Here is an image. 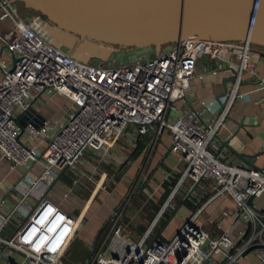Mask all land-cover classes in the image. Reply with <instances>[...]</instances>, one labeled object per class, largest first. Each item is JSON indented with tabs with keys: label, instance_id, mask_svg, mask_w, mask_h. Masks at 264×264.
<instances>
[{
	"label": "built area",
	"instance_id": "1",
	"mask_svg": "<svg viewBox=\"0 0 264 264\" xmlns=\"http://www.w3.org/2000/svg\"><path fill=\"white\" fill-rule=\"evenodd\" d=\"M0 11V20L12 22V36L4 42L8 57L0 62V160H6L11 170L28 169L39 159L36 150L43 148L40 157L45 177L62 171L76 175L85 149L110 157L129 132L134 136L152 133L156 140L168 130L170 151L183 165L182 180L189 178L194 184L213 180L211 200L228 198L236 216L245 222L238 240L226 233L212 236L196 223L200 208L181 215L180 228L166 244L157 240L145 244L147 235L138 243L127 240L122 235L124 229L116 226L115 215L111 230L117 227L114 236L124 240V251L112 253L103 243L92 250L86 264H236L239 258L249 256L248 264H264V213L247 205L251 197L264 193V170L224 163L210 149L232 103L242 98L238 88L243 73L256 77L264 96V75L256 74V65L249 59L250 44L188 38L172 43L169 51L134 63H82L34 31L11 0H0ZM205 56L227 62L233 69L234 79L223 105L203 126L186 116L167 122L168 113L175 112L174 103L185 100L196 63ZM41 94H58L70 102L62 122L20 129L17 116L29 109L36 111ZM49 132L53 136L45 144ZM77 183L78 176L73 179V185ZM106 188L101 184L98 191ZM68 196L66 192L62 198ZM9 220L2 218L0 229ZM80 222V217L73 218L41 194L10 235L0 236V258L4 264H60ZM4 248H10L16 258L5 257Z\"/></svg>",
	"mask_w": 264,
	"mask_h": 264
},
{
	"label": "crops",
	"instance_id": "2",
	"mask_svg": "<svg viewBox=\"0 0 264 264\" xmlns=\"http://www.w3.org/2000/svg\"><path fill=\"white\" fill-rule=\"evenodd\" d=\"M12 3L18 11L21 9L15 2ZM0 36L1 62L8 57L4 42L12 36V22L9 19L0 20ZM249 59L256 65V74L263 76L264 49H250ZM233 79V69L227 62L210 56L200 58L185 100L175 102V112H169L166 118L171 122L176 117L186 116L199 126L209 123L223 105ZM238 94L242 98L232 103L210 149L219 154L224 163L264 170V96L258 89L256 77L243 73ZM69 105L70 102L58 94H41L36 112L48 125H58ZM165 133L154 140L152 133L134 136L129 132L121 139L123 144L118 145L110 157L103 156L100 151L85 149L83 163L76 175L62 171L45 177V167L40 157L43 148L36 150L39 159L30 163L28 169L18 167L11 170L6 160H0V223L2 218L12 220V232L43 194L63 209V204L68 200L69 205H73L72 199L81 201L82 205L84 202L83 207L79 205L74 218H81L79 229L84 225L82 233L85 232L86 239L92 242V250L104 243V248L108 247L112 253L124 251L126 243L115 237L111 230V218L115 215L116 226L124 229L122 235L130 242L138 243L147 235L145 244L153 240L166 244L180 228L181 215L185 212L195 213L200 208L202 210L196 221L198 225L212 236L226 233L231 239L238 240L244 232L245 222L236 216L232 201L220 197L211 200L214 187L211 179L200 181L196 187L189 178L182 180L183 165L179 157L170 151V133ZM48 135L45 144L49 140ZM159 138L161 142H158ZM138 143L143 146L134 156ZM77 176L78 183L73 185V179ZM207 181L210 184H205ZM101 184L107 185V191H98ZM66 192H69V196L63 199L62 195ZM132 192L133 197L127 200ZM124 199L131 206L117 210ZM155 207H158V213L154 218ZM16 208L17 211H13ZM251 208L257 213H264V193L254 199ZM68 212L73 215L72 211ZM223 212L228 215L224 216ZM175 216L178 222L174 235L161 238L164 227L159 225V221L164 219L168 222ZM159 217L161 219L157 222ZM110 234L113 239L106 245ZM120 248L121 251L118 250ZM249 260L251 256L248 259L239 258L236 264H248Z\"/></svg>",
	"mask_w": 264,
	"mask_h": 264
},
{
	"label": "water",
	"instance_id": "3",
	"mask_svg": "<svg viewBox=\"0 0 264 264\" xmlns=\"http://www.w3.org/2000/svg\"><path fill=\"white\" fill-rule=\"evenodd\" d=\"M12 2L32 12L25 21L42 38L82 63H134L161 50L169 51L172 43L188 38L264 48V0ZM15 121L20 129L27 125L40 129L45 123L33 109L22 112ZM253 201L251 197L247 205ZM12 229L9 220L0 229V236L8 237Z\"/></svg>",
	"mask_w": 264,
	"mask_h": 264
},
{
	"label": "rangeland",
	"instance_id": "4",
	"mask_svg": "<svg viewBox=\"0 0 264 264\" xmlns=\"http://www.w3.org/2000/svg\"><path fill=\"white\" fill-rule=\"evenodd\" d=\"M16 5H17V7L20 9L19 10V12H20V14H21V16L23 17V18H25L26 16H28V15H30V14H32V12L31 11H29V10H27L26 8H24V6L21 4V3H19V2H17L16 3ZM250 48L251 49H259V48H261V47H259V46H256V45H252V44H250ZM264 49V48H263ZM160 52H162V50L160 51ZM153 54H150L149 56H152ZM106 63V62H105ZM166 121L167 122H169V118H166ZM168 130H164L163 131V133H164V135L166 134L165 132H167ZM163 135V136H164ZM53 136V132H51L49 135H48V137L49 138H51ZM159 141L158 142H161L162 141V139L161 138H159L158 139ZM123 144V142L122 141H120V143H119V146H121ZM157 144V143H156ZM210 181H207V182H205V184H210L209 183ZM106 187H107V185H106ZM107 189V188H106ZM133 195H134V192H132V193H130L129 194V196H128V199L127 200H129V199H131L132 197H133ZM69 201V200H68ZM66 202L65 203V205H67V206H65L64 204H63V206H64V209H66V210H68V211H72V213H73V215H71L73 218L75 217V213H78V210L80 209L79 208V205L81 204L82 205V203H81V201H79V200H74V199H72V204L73 205H69V202ZM82 201H83V199H82ZM108 204H110V202L108 203ZM83 205H84V202H83ZM83 205H82V207H83ZM73 206H75V208H73ZM126 206H128V207H130L131 206V203L130 202H127L126 201V199H124L120 204H119V208L117 209V210H119V209H122L121 207H126ZM66 207V208H65ZM78 209V210H77ZM157 210H158V207H155L154 208V211H153V217L154 216H156V214L155 213H158L157 212ZM165 210H167V209H165ZM121 211V210H120ZM119 211V212H120ZM162 217V216H161ZM161 217H159V219L157 220V222L161 219ZM155 218V217H154ZM177 222H178V219H177V217L175 216V217H173V218H171L168 222L166 221L165 222V220L164 219H161L160 221H159V225L161 226V227H164V230H163V232L161 233V238H163V239H166L167 237H169V235H174V229L177 227ZM84 224V223H83ZM84 228V225H82L81 226V228L77 231V234H76V236H75V238L72 240V242H71V244L69 245V247H68V249H67V251L64 253V255L62 256V259L60 260V264H86L87 263V261H88V259H89V257H90V255H91V250H92V246H93V244H92V242L91 241H88L87 239H86V235H85V232L84 233H82V229ZM114 230H117V227L115 226V228H114ZM113 230V233L115 232ZM111 235V234H110ZM109 239H108V242H106V245L107 244H109L111 241H112V239H113V236L111 235L110 237H108ZM120 247V246H119ZM118 250H120L121 251V248L120 249H118ZM3 255L5 256V257H7L8 259H11V258H16L15 256H14V253H13V251L10 249V248H4L3 249ZM4 262H5V260H3V258H0V264H4Z\"/></svg>",
	"mask_w": 264,
	"mask_h": 264
},
{
	"label": "trees",
	"instance_id": "5",
	"mask_svg": "<svg viewBox=\"0 0 264 264\" xmlns=\"http://www.w3.org/2000/svg\"><path fill=\"white\" fill-rule=\"evenodd\" d=\"M142 146H143L142 143H138L137 149L134 151L133 154L134 156H136L139 153V151L142 149Z\"/></svg>",
	"mask_w": 264,
	"mask_h": 264
}]
</instances>
